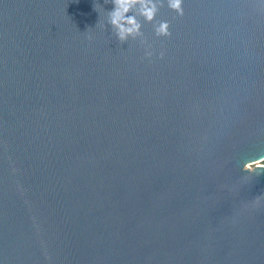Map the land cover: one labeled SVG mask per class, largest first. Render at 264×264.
I'll use <instances>...</instances> for the list:
<instances>
[{"label": "water", "instance_id": "1", "mask_svg": "<svg viewBox=\"0 0 264 264\" xmlns=\"http://www.w3.org/2000/svg\"><path fill=\"white\" fill-rule=\"evenodd\" d=\"M95 3L0 0V260L264 264V8L165 4L149 61Z\"/></svg>", "mask_w": 264, "mask_h": 264}, {"label": "clouds", "instance_id": "2", "mask_svg": "<svg viewBox=\"0 0 264 264\" xmlns=\"http://www.w3.org/2000/svg\"><path fill=\"white\" fill-rule=\"evenodd\" d=\"M104 2L105 4L110 2L112 10L105 12L100 3L94 4V9L100 17L96 27L104 30L106 24L110 26L113 36L121 44L128 41H138L143 49V59L149 61H151L154 51L152 45L144 38L141 20L145 24H152L155 37L168 38L171 35L169 23L167 21L153 23L159 9L166 4L167 8L176 16L182 17L184 15L185 0H104ZM257 4L264 8V0H257ZM130 12L132 15H128ZM163 57L164 52L161 51L159 58L163 59ZM244 168L249 173L256 172L257 169L264 170V157L245 164ZM256 174L259 175V172ZM255 202L259 205L261 200L257 198ZM0 264H3V260H0Z\"/></svg>", "mask_w": 264, "mask_h": 264}, {"label": "rangeland", "instance_id": "3", "mask_svg": "<svg viewBox=\"0 0 264 264\" xmlns=\"http://www.w3.org/2000/svg\"><path fill=\"white\" fill-rule=\"evenodd\" d=\"M249 163V162H248ZM247 164V163H246Z\"/></svg>", "mask_w": 264, "mask_h": 264}]
</instances>
